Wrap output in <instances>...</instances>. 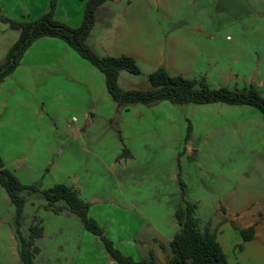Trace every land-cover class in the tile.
<instances>
[{
    "label": "rangeland",
    "instance_id": "rangeland-1",
    "mask_svg": "<svg viewBox=\"0 0 264 264\" xmlns=\"http://www.w3.org/2000/svg\"><path fill=\"white\" fill-rule=\"evenodd\" d=\"M85 2L55 0L53 18L78 27ZM49 7L50 0H0L2 14L16 20ZM86 44L98 56L135 59L138 74H118L122 91L148 89V75L164 67L211 89L253 87L264 98V0H108ZM230 107L118 105L103 73L67 43L34 40L0 83V158L38 188L21 191L18 212L0 184V264H25L18 236L28 239L36 224L43 232L38 251L30 248L34 264H117L77 215L45 207L42 191L55 184L77 189L113 247L134 259H165L162 243L168 248L175 212L187 203L221 237L237 233L230 221L264 220V143L254 127L230 136Z\"/></svg>",
    "mask_w": 264,
    "mask_h": 264
},
{
    "label": "trees",
    "instance_id": "trees-1",
    "mask_svg": "<svg viewBox=\"0 0 264 264\" xmlns=\"http://www.w3.org/2000/svg\"><path fill=\"white\" fill-rule=\"evenodd\" d=\"M108 0H86L81 23L78 27H70L53 18L55 0H50L49 10L37 19L16 20L1 12L0 20L7 23L11 29L19 31L18 38L8 49L0 62V83L18 66L24 51L36 39L43 36L56 37L63 40L83 58L99 69L104 77L108 91L118 105L152 104L160 100H170L173 103H214L222 102L231 105H251L259 110L264 121V98L260 97L251 87L248 91L229 90L225 87L211 89L201 79L185 78L181 75H171L164 67H158L148 75L150 87L145 90L122 91L116 85L121 70L138 74L140 69L135 59L130 55L98 56L86 44L90 30L94 24L97 8ZM0 184L5 188L10 200L16 205L18 212L24 203L22 190L37 191L34 185H25L9 169L4 167L0 158ZM47 202L46 208L59 212L68 209L79 217L86 230L100 237L105 242L106 249L117 264H162L153 255L148 258L134 259L121 253L107 239L98 222L89 215L90 204L83 200L77 189L65 184H55L42 191ZM62 202L63 204H58ZM196 205L187 203L184 208L175 212L178 229L170 240L167 248L165 264H226V255L217 240L216 233L206 224L202 226L195 214ZM244 240L254 236V226L236 227ZM28 239L19 233L21 242L20 257L25 264H34L33 252L38 251L34 245L35 238L42 236L43 228L36 224L30 228ZM162 248L164 246L162 245ZM166 250V249H165Z\"/></svg>",
    "mask_w": 264,
    "mask_h": 264
},
{
    "label": "crops",
    "instance_id": "crops-1",
    "mask_svg": "<svg viewBox=\"0 0 264 264\" xmlns=\"http://www.w3.org/2000/svg\"><path fill=\"white\" fill-rule=\"evenodd\" d=\"M105 2L99 6V8L103 7ZM19 31L15 29H11L7 23H4L0 20V62L4 59L8 49L10 46L16 41L18 38ZM43 37H51V36H43ZM227 41H231V39H227ZM231 105V104H230ZM235 114H240L246 116L242 118V116L237 117ZM242 118V119H241ZM76 120V119H75ZM244 122L245 127L244 131H242V127L240 125L233 126L235 124H239ZM248 122V126L246 125ZM254 131L258 130L257 135L262 139L264 143V121L262 119V115L258 109L251 105H232L230 107V136H233L231 130L235 132H243L246 134L247 128H253ZM239 134V133H235ZM194 138L195 134H190V137ZM240 135V134H239ZM263 221L254 222L251 219H248V223L244 225H240L241 227H248L250 225L254 226V236L251 239L244 240L237 229L232 225L233 222L230 221V227H233L237 233L230 234V236L221 237V235L216 233V237L218 242L220 243L225 255H226V264H264V228ZM222 232V230L220 231ZM170 242V241H169ZM164 248L167 250L165 243H162ZM163 249L164 251H166ZM167 253L164 255V260H159L160 263H166Z\"/></svg>",
    "mask_w": 264,
    "mask_h": 264
},
{
    "label": "built area",
    "instance_id": "built-area-1",
    "mask_svg": "<svg viewBox=\"0 0 264 264\" xmlns=\"http://www.w3.org/2000/svg\"><path fill=\"white\" fill-rule=\"evenodd\" d=\"M227 39H229V37L227 36ZM74 120H75V118H74Z\"/></svg>",
    "mask_w": 264,
    "mask_h": 264
}]
</instances>
